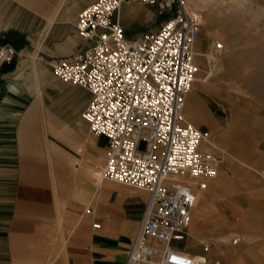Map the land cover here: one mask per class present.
Returning <instances> with one entry per match:
<instances>
[{"label":"built area","instance_id":"2783aa9c","mask_svg":"<svg viewBox=\"0 0 264 264\" xmlns=\"http://www.w3.org/2000/svg\"><path fill=\"white\" fill-rule=\"evenodd\" d=\"M175 1V12L156 30L129 39L121 22L124 5L158 0H94L75 22L83 46L49 63L57 78L90 93L81 116L92 133L108 139L100 156L104 177L147 193L124 264L206 262L176 242L187 240L200 194L222 157L202 148L208 132L184 108L200 70L197 58L206 56L216 66L224 44L214 41L208 55L198 51L202 16L181 0L169 5ZM17 54L13 45H0V63ZM227 171L234 176L232 168Z\"/></svg>","mask_w":264,"mask_h":264},{"label":"rangeland","instance_id":"374dc122","mask_svg":"<svg viewBox=\"0 0 264 264\" xmlns=\"http://www.w3.org/2000/svg\"><path fill=\"white\" fill-rule=\"evenodd\" d=\"M70 1L64 0L62 10L50 22L57 4L45 5L43 0H0V10L9 3L7 10L0 12V26L12 25L0 29V39L19 51L23 49L22 54L36 53L42 44V112L47 117L49 141L64 147L78 141L81 145L87 137V126L80 112L88 94L83 87L57 78L43 50L46 43L55 41L57 25L65 27L68 34L75 29L73 23L82 8L75 13L65 11L71 8ZM162 1L164 7L142 2L124 5L121 22L129 39L156 30L175 12L177 1L171 5ZM206 2L204 10L198 11L202 27L197 49L209 53L217 40L224 44V49L216 66L206 56L197 58L200 70L196 77L204 80L193 84L186 99L185 115L210 134L214 144L206 145L214 146L211 150L222 154L218 177L223 179L226 191L213 194V178L208 180V188L200 194L194 209L187 240L176 244L188 246L193 238L197 250L209 253V264H215L216 260L219 264H264V0ZM8 16H13V20L8 21ZM75 36L84 42L76 29ZM79 100L82 105L77 104ZM194 110L198 114L192 117L190 112ZM146 145L144 140L139 143L141 149ZM98 154L96 163L103 170ZM228 167L235 171L234 176L228 173ZM201 205L207 207L202 228L197 214ZM217 217L228 223L214 226ZM192 226L199 228L197 236L190 235ZM245 235L250 238L247 240ZM220 236H227V240L216 243ZM234 238L240 239L234 243ZM216 244L235 251L232 259L215 252Z\"/></svg>","mask_w":264,"mask_h":264},{"label":"crops","instance_id":"0c3cea01","mask_svg":"<svg viewBox=\"0 0 264 264\" xmlns=\"http://www.w3.org/2000/svg\"><path fill=\"white\" fill-rule=\"evenodd\" d=\"M43 1L57 4L51 22L64 0ZM93 1L71 0L65 11L78 12ZM75 29L68 34L56 26L55 41L44 45L48 64L83 46ZM4 44L11 43L0 39ZM15 48V58L0 63V264H124L147 193L98 178L95 157L99 152L101 160L108 139L92 133L81 116L90 99L85 88L83 146L49 141L42 112V44L30 54ZM225 191L226 185L219 192ZM212 193L217 194L214 185Z\"/></svg>","mask_w":264,"mask_h":264},{"label":"bare ground","instance_id":"6f19581e","mask_svg":"<svg viewBox=\"0 0 264 264\" xmlns=\"http://www.w3.org/2000/svg\"><path fill=\"white\" fill-rule=\"evenodd\" d=\"M167 1V3H169V1L170 0H166ZM186 6H187V8H189L191 11H193V12H196V13H199L198 11H202V10H204L203 8L207 5V2H206V0H181ZM158 3L160 4V5H162V4H164V2L162 1V0H158ZM191 7V8H190ZM192 8H194V9H196V10H194V9H192ZM56 9V8H55ZM59 9H61V7L59 8ZM55 12V11H54ZM59 12V11H58ZM57 12V13H58ZM56 13V14H57ZM200 14V13H199ZM199 51V50H198ZM207 55H208V53H207ZM202 80H204V78H200V77H196L195 78V80H194V83L196 82V81H202ZM203 82V81H202ZM193 83V84H194ZM192 89V88H191ZM184 114H185V108H184ZM197 111L196 110H194V111H191L190 112V115H192V117H195V116H197ZM219 131H221L222 133H223V130H219ZM206 144H214L213 143V141H212V139H211V137H210V134L208 133V135H207V137H206V139H205V141L203 142V144H202V148L204 149V150H211L212 149V147H214V146H207ZM208 148H207V147ZM222 156V154L220 155V157ZM223 157V156H222ZM237 158V160H238V162L239 163H241V164H245L246 165V163L242 160V159H240L239 157H236ZM248 164V163H247ZM248 166H249V164H248ZM252 166V165H251ZM218 174H219V171H218ZM218 174L215 176V177H213V181H214V186H215V188H216V191H217V193H220L219 191H223L224 190V188H225V183H224V181H223V179L222 178H219L218 177ZM235 175V174H234ZM97 176H98V178L99 179H102V178H105L104 177V174H103V170H101V169H99L98 170V172H97ZM100 181V180H99ZM208 185H209V182H208ZM200 207V208H199ZM198 207V211H197V214H198V217H200V219H201V225H200V228H202L203 226H204V220H205V216H206V210H207V207H205V206H199ZM242 220V219H241ZM228 223V221L226 220V219H224V218H220V217H217V218H215L214 220H213V225L214 226H217V227H222L223 225H225V224H227ZM189 229V228H188ZM199 230V228H196L195 226H192V228L190 229V235L193 237V236H197V234H196V232ZM246 234V233H245ZM256 236V235H255ZM254 236V237H255ZM226 237L227 236H220V237H217L216 238V243H219V242H221V241H224V240H227L226 239ZM237 237V236H236ZM241 237V236H240ZM243 237H245V238H247V240L250 238V236L249 235H245V236H243ZM195 238V237H194ZM253 238V237H252ZM229 239V238H228ZM238 239H240V238H238ZM251 240V239H250ZM201 242H203V241H201ZM251 242V241H250ZM196 244V241L193 239V238H190V240H189V244H188V248H190V250L192 249V250H196V252H201V253H196L197 255H200V256H202V257H205L206 258V262L204 263V264H209L208 263V257L210 256L209 255V253H207V252H202L201 250L199 251V250H197L196 248H195V245ZM216 248H215V252H220V255L221 256H223V257H227V258H230V259H232V257L234 256V253H235V251H233V250H229V249H225V248H220V244H216V246H215Z\"/></svg>","mask_w":264,"mask_h":264}]
</instances>
